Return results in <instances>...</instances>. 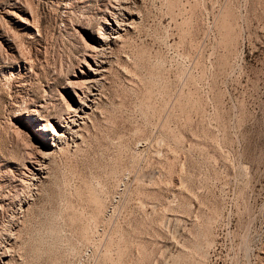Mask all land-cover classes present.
<instances>
[{"label": "rangeland", "instance_id": "1", "mask_svg": "<svg viewBox=\"0 0 264 264\" xmlns=\"http://www.w3.org/2000/svg\"><path fill=\"white\" fill-rule=\"evenodd\" d=\"M130 1L80 135L34 175L30 118L64 111L118 1L0 0V264H264V0Z\"/></svg>", "mask_w": 264, "mask_h": 264}, {"label": "bare ground", "instance_id": "2", "mask_svg": "<svg viewBox=\"0 0 264 264\" xmlns=\"http://www.w3.org/2000/svg\"><path fill=\"white\" fill-rule=\"evenodd\" d=\"M117 1H118V3L115 6H111L109 9H108V7H106V4L104 6L105 9L102 8L104 11L102 13L103 16L100 17V19H102L101 25L99 24L98 30L95 29L97 31H95L94 33L91 32L92 33V35H90L91 43H86L85 50H83V53L80 57L81 59L78 62L79 66H80L78 72L77 73H75V72L71 73V77L68 78L69 80L67 81V84L64 87V89H65V93L69 97H68V99H65L62 96L65 100V101L63 100V102L66 103V104L63 103L65 105L64 106L65 109H63L64 111H62V113H59V114L48 115L46 118L43 117L44 115H40V114H38V116H36L34 118H30V120L33 119V121H32L33 126H28V129L30 132V142L32 144L31 146L34 147L35 152H34V154H31L29 152L27 153L28 155L29 154H31V155L29 156V159H28L26 165L24 166V168L29 173L34 174V175L42 173L43 168H44V166H43L44 159L47 158V156H49L50 153H52L54 150L58 149L66 141L74 140V138H76V135H78V133H79L78 131L80 130L81 125L85 122V119H86V117L90 111L91 106H92L93 99H94V97H96L95 95L97 92V87H98L99 83L101 82V79L104 76L105 71H106V64H107V56H106L107 53L106 52H107L108 48L110 47L112 41L115 38L117 39V37L120 35V33L123 30L126 31V28L130 24V20L133 19V17L135 16V12H134L135 8L131 7V5H129L130 0H117ZM12 14H14V13H12ZM4 15H6V14H4ZM3 17L4 16H2V18ZM25 23H26V27L29 28V30L31 31V26H29L30 22L29 23L25 22ZM31 23H33V22H31ZM36 29H37V27H36ZM38 31H39V29H38ZM7 32H9V31H7ZM15 34H17V33H15ZM4 35H5V33H4ZM16 37L17 36H15L14 38H16ZM5 39H7V38H5ZM13 40H15V39H13ZM17 47H19V46H17ZM18 51H20V53L22 52L20 49ZM18 51H17V53H19ZM20 53H19V55H20ZM22 54H24V53H21V55ZM108 54H109V52H108ZM23 58H24V56H23ZM19 59H20V57L18 58V60L17 59L16 60L19 62ZM26 59H29V58H26ZM26 59L25 58L20 59V63L18 64V68H21V67L26 68L27 62H28V61H26ZM31 65H33V64H31ZM27 68L30 69L31 66H29ZM98 95H99V93H98ZM60 104H62V103H60ZM39 105L40 104H38V106ZM28 110H30V109H28ZM41 121H43V122H41ZM83 126H82V128H83ZM79 135H80V133H79ZM22 143L25 144V142H23V141H22ZM44 170H46V169H44ZM0 198H3V197H0Z\"/></svg>", "mask_w": 264, "mask_h": 264}]
</instances>
